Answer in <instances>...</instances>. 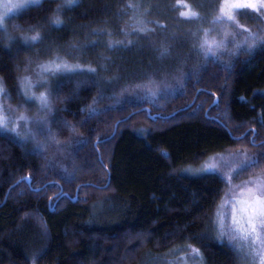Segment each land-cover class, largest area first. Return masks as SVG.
Here are the masks:
<instances>
[{
    "label": "trees",
    "instance_id": "obj_1",
    "mask_svg": "<svg viewBox=\"0 0 264 264\" xmlns=\"http://www.w3.org/2000/svg\"><path fill=\"white\" fill-rule=\"evenodd\" d=\"M56 5L43 0L15 16V25L47 23ZM121 5L123 0H81L61 12L66 24L45 23L46 45L100 41L80 62L96 66L104 53L113 63L100 75L119 69L122 79L97 84L78 73L56 82L62 85L59 95L67 97L57 101L56 118L76 128L53 122L58 139L71 140L63 152L51 143L35 151L33 143L0 132V264H32L33 255L35 264H149L178 245L176 253L184 252L185 243L202 250L205 264H242L227 240L220 243L212 235L210 217L225 185L180 169L231 149L257 154L260 163L252 170L264 168V48L224 56L230 67L186 55L185 35L168 43L172 55L164 60L145 41L108 51L103 43L108 37L92 30L117 25ZM30 56L33 50L7 43L0 30V77L16 106L23 103L16 76ZM178 67L189 73L179 84L172 79ZM145 72L158 80L167 73L173 90L151 101L127 94L118 102L112 98ZM101 92L104 98L94 105L98 112L89 116L87 108ZM25 176L30 182L21 180Z\"/></svg>",
    "mask_w": 264,
    "mask_h": 264
},
{
    "label": "snow or ice",
    "instance_id": "obj_2",
    "mask_svg": "<svg viewBox=\"0 0 264 264\" xmlns=\"http://www.w3.org/2000/svg\"><path fill=\"white\" fill-rule=\"evenodd\" d=\"M41 2L42 0H0V29L7 32L6 20L10 19V14L30 4L39 6ZM77 4L78 0H63L62 3L56 5L55 11L59 13ZM203 7L202 4L194 7L188 0H176L172 5L173 9H182L176 17L178 20L193 25L184 34L189 41V53L186 55L195 54L202 57L205 62L211 59L214 63L221 62L224 67H230L231 59L227 62L222 59L225 54L231 58L238 56L241 52L251 54L257 48H264V26L253 30L241 24L237 19L238 15H254V18L264 23V0H217L211 5L212 11L198 10ZM140 8V4L129 2L120 11L131 10L136 13ZM66 23L59 15L48 21L49 25L55 24L56 26ZM149 24H156L160 28L167 27L160 21H146L134 15L129 18V23L121 27L119 31L125 37L141 34L147 37L156 30L148 27ZM14 27L19 29L22 26L15 25ZM43 29L42 24H30L28 30L20 34L19 39L29 47L41 44L45 40ZM92 35H106L108 39L103 43L108 51L128 47L138 42L132 39H113L112 31L107 28L93 29ZM172 35L175 36V33ZM15 39L16 37L8 36L9 41ZM98 43L100 41L95 39L75 40L66 48L54 43L49 44L46 46L47 54L43 57L39 55L40 50L36 49V58L31 56L26 58L22 74L16 76V92L23 101L17 106L5 104L4 99L10 96V93L5 79L0 77V128L15 134L21 142L32 140L35 144V151H42L47 144L51 143L63 152L71 140L67 143L61 142L53 129V122H56L58 128H68L72 132H75L76 128L68 120H57L56 118L57 101L67 99L59 95L62 85L56 82L61 77H70L78 73L94 77V82L97 84H114L122 79L119 69L113 71L110 76L100 75L102 72H108L110 64L113 63L112 57L104 53L99 55L96 66H93L91 62L88 64L80 62L87 49ZM153 46L156 48L158 59L164 60L171 57L172 46L170 44L162 41L159 45ZM184 63L185 61L181 60V65ZM19 67L17 65V68ZM188 75L189 73H185L182 67H178L172 79L179 84ZM167 76L168 74L165 73L164 78L158 80L154 72H145L142 79L123 84L119 92H113L112 98L118 102L129 89L133 90L136 95L156 98L174 88ZM76 90H79V82H77ZM103 98V92L94 97L92 105L87 108L89 116L97 114L98 109L94 105L96 101ZM28 104L36 105V111L31 115L25 107ZM80 111L83 112L85 109L81 108ZM6 112H11L13 115H6ZM240 138L236 137V139ZM76 142L81 143L82 141L77 140ZM251 143L255 145L257 142L253 139ZM164 155L167 156L168 153ZM259 163L260 158L257 154H249L247 150H242L227 154L213 153L212 156L201 161L199 166L187 164L180 169L182 174L211 175L225 185L223 195L210 217L212 235L220 243L227 240L228 245L238 254H242L249 264H264V168L238 182H235V178ZM28 179V176L21 177L22 181ZM225 205L231 206L230 214L223 211ZM180 247L178 245L171 251H179ZM182 247L186 251L178 259L183 260L184 264H188L189 260L193 264L196 262L205 264L204 253L199 247L191 243H185ZM42 251L43 249L39 250L40 253ZM32 264H35V255L32 257ZM167 264H176V262L168 260Z\"/></svg>",
    "mask_w": 264,
    "mask_h": 264
},
{
    "label": "rangeland",
    "instance_id": "obj_3",
    "mask_svg": "<svg viewBox=\"0 0 264 264\" xmlns=\"http://www.w3.org/2000/svg\"><path fill=\"white\" fill-rule=\"evenodd\" d=\"M80 1L81 0H78V3ZM62 2H63V0H56V4H60ZM129 2L140 4L141 8L136 13H133L131 10H128L126 12H121L120 10L123 8V6ZM175 2H176V0H123V5H121L120 8L117 10V15H118V20H119L117 25H115V26H111V25L103 26L100 28L110 29L113 33V36H112L113 39H116V40L132 39L134 41H138L137 43H135L131 46H128V47L138 45L139 43H142V41H145V43L150 44V46L154 50H156V48L153 45H159V43L162 41L165 43H169V42H171V43L176 42L177 43L180 40V38L185 34V30L193 27V25L188 24V23H184L182 20H178L176 18L178 15V12L181 11L182 9H173L172 5L175 4ZM188 2L190 4H192L194 7L196 5L202 4V5H204V7L199 8L198 10L202 11V12H206V11L210 12V11H212L211 5L216 3L217 0H188ZM205 5L206 6L208 5L210 9L209 10L206 9ZM32 6H35V5L30 4L28 7L24 8V9H20V10L16 11L14 14H10V19L6 20L7 32H5L3 29H0L2 31V34L4 36L5 41L7 43H10V44L16 43V44H21L23 46L29 47L21 39H19L20 34L22 32H26L28 30V26L17 29L16 27H14L15 24H17V23L13 20V18L15 16L19 15L20 13H22L24 10H26ZM55 9H56V7H55ZM145 10H147V11H145ZM61 12L56 13V11H55L54 14L49 16L46 20L49 21V19H54V17L56 15L60 16ZM134 15L137 18L144 19L146 21H149V20L160 21L161 23L167 25V27L166 28H160L156 24H149L148 27L155 28L156 30L154 32L148 34L147 37L144 36L143 34H141L140 36L134 35L131 37H125L123 35V33H121L119 30L121 27L126 26L129 23V18L133 17ZM237 19L239 20V22L241 24H244L246 27H250L253 30H256L260 26H264V23H262V21L254 18V15H238ZM48 21H47V23L46 22L45 23L48 24ZM45 23H42V25H44V27L46 29L47 25ZM52 25H55V24H52ZM205 26H207L206 22H205ZM43 31H44V35L46 38L47 32H45L46 30H44V29H43ZM173 33H175V36L172 35ZM8 36L16 37V39L13 41H9ZM114 36H115V38H114ZM37 46H39V48ZM46 46L47 45L43 41V43H41V44H36V45L29 47L31 50H33V58L35 59L37 56L36 49L40 50L39 55L41 57L45 56L47 54V51H48ZM224 56H228V55L225 54ZM20 74H22V73H20ZM171 90H173V89H171ZM126 94L131 95V97L133 99H136V100L151 101L154 99V98L144 97L143 95H136L134 93V91L131 89H129V91H127L124 95H126ZM4 102H5V104H11V103H9L7 97L4 99ZM11 105L16 106L14 104H11ZM31 105L33 107V110H31V111L28 110L30 115L36 111V105L35 104H31ZM21 110H24V109L21 108ZM6 115L12 116L13 113L6 112ZM0 132L4 133V134L11 135L15 139L21 141L19 137L15 136V134L10 133V132L2 129V128H0ZM22 143H27V144L33 143L32 146L35 148V144L32 140H28L27 142H22ZM47 145H49V144H47ZM236 151H242V150L231 149V150H226V151L220 152V153L227 154L229 152H236ZM254 172H255V170L249 169V170L245 171L244 173H241L239 176H237L235 178V182H238L240 179L246 178L248 175H250ZM230 210H231V206L225 205L223 211L226 214H230ZM185 251L186 250L184 249V252ZM184 252H180V253L173 252V254H170L168 257L163 256L161 258H157L156 260H154V262H150L149 264H167L168 260H173L176 262V264H184L183 260L178 259L182 255V253H184ZM240 257L242 259V264H249V261L242 254H240ZM188 264H193V262L191 260H189ZM196 264H199V262H196Z\"/></svg>",
    "mask_w": 264,
    "mask_h": 264
},
{
    "label": "water",
    "instance_id": "obj_4",
    "mask_svg": "<svg viewBox=\"0 0 264 264\" xmlns=\"http://www.w3.org/2000/svg\"><path fill=\"white\" fill-rule=\"evenodd\" d=\"M27 181L30 182V179H28ZM74 201H75V198H74Z\"/></svg>",
    "mask_w": 264,
    "mask_h": 264
}]
</instances>
